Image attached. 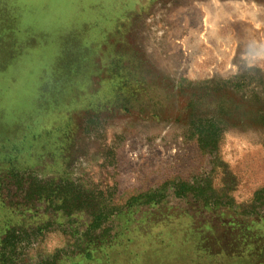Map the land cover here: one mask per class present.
Instances as JSON below:
<instances>
[{"label":"rangeland","instance_id":"374dc122","mask_svg":"<svg viewBox=\"0 0 264 264\" xmlns=\"http://www.w3.org/2000/svg\"><path fill=\"white\" fill-rule=\"evenodd\" d=\"M33 133L0 264H157L168 226L264 264V0H0V148Z\"/></svg>","mask_w":264,"mask_h":264},{"label":"trees","instance_id":"16d2710c","mask_svg":"<svg viewBox=\"0 0 264 264\" xmlns=\"http://www.w3.org/2000/svg\"><path fill=\"white\" fill-rule=\"evenodd\" d=\"M41 133H33L31 137H27L29 139L21 141L20 144H16L15 146L8 148V150H4L3 148H0V175L2 177H7L5 180L8 182L10 179L9 177L16 176V169L20 167V159L25 163L23 165L25 170H28L32 168V162L40 160L39 158L43 157L44 154L41 152H35V140L39 139V136ZM35 153V154H33ZM57 157V156H56ZM22 162V163H23ZM9 191H5L3 194H5V197L7 196V193ZM136 200V199H135ZM156 202V201H153ZM25 207V205H24ZM1 208V205H0ZM26 209V207H25ZM22 210V212L25 213L26 210ZM28 209V208H27ZM9 214V213H8ZM5 224V222H4ZM5 226H12L11 224H8V221L6 222ZM166 236L162 237L161 229L159 230V237L158 239L160 242L156 244L158 247H162L160 251L165 250V254L162 253L160 255L159 261L157 264H211V262L216 264H239L240 262L233 259V257L228 256L223 251H219L215 259L211 260L207 253L206 248H201V250L192 249V254L186 247H194L196 246L194 243H191L189 238L184 234L185 227L178 228V226H168L166 230H164ZM11 233V229H7L4 231V234L1 238V244L3 245V241L7 239L9 234ZM148 234L150 233H144L141 237L136 238L138 241H145ZM246 235H244V238ZM133 241V239H131ZM151 245L152 241L149 240ZM6 242V241H5ZM221 238H218V236L215 238L214 245L220 246ZM241 243V242H240ZM238 243V246L240 245ZM166 247L167 249H163ZM3 248V246H2ZM171 249V250H169ZM168 250V251H167ZM200 259V260H198Z\"/></svg>","mask_w":264,"mask_h":264}]
</instances>
